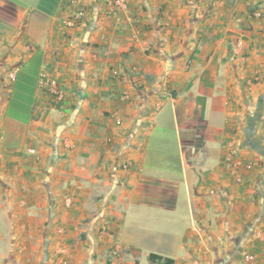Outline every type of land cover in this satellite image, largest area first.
Listing matches in <instances>:
<instances>
[{"label": "crops", "instance_id": "obj_1", "mask_svg": "<svg viewBox=\"0 0 264 264\" xmlns=\"http://www.w3.org/2000/svg\"><path fill=\"white\" fill-rule=\"evenodd\" d=\"M111 1L0 0V264H264V0Z\"/></svg>", "mask_w": 264, "mask_h": 264}, {"label": "built area", "instance_id": "obj_2", "mask_svg": "<svg viewBox=\"0 0 264 264\" xmlns=\"http://www.w3.org/2000/svg\"><path fill=\"white\" fill-rule=\"evenodd\" d=\"M129 8L128 0H112L111 1V10L110 13L113 11L122 13ZM257 16H261V11L258 10L256 12ZM86 17V13L83 9L76 11L70 18L69 22L71 26H77L84 21ZM244 50V43L238 42L235 46L234 52L241 53ZM111 73L113 76L117 77L120 75V70L118 68H112ZM10 78L15 80L16 74L15 72L10 73ZM40 88L49 96L57 100V102L63 101L66 96L65 89L61 84L58 78L52 76L43 75L39 82ZM123 98H128L127 95H123ZM30 152L34 153V149H29ZM248 169L253 168L252 164L246 165ZM71 199L66 200V206H71ZM237 264H257L256 257L253 254L246 253L243 255V258Z\"/></svg>", "mask_w": 264, "mask_h": 264}, {"label": "rangeland", "instance_id": "obj_3", "mask_svg": "<svg viewBox=\"0 0 264 264\" xmlns=\"http://www.w3.org/2000/svg\"><path fill=\"white\" fill-rule=\"evenodd\" d=\"M80 9H82V8H78L76 11H78V10H80ZM84 10V9H83ZM85 11V10H84ZM86 13V12H85ZM86 18V17H85ZM85 18H84V20H85ZM20 68H18V67H16V66H12V67H10L9 69H8V71H7V81H6V83L7 84H11L13 87H14V85L16 84V83H18V81L20 80ZM11 72H15V74H16V78H15V80H13V79H11L10 78V73ZM33 80V78H32V76L29 78V82H31ZM21 96V95H20ZM1 99V98H0ZM26 103L28 104V102H26V101H24V100H18V99H15L13 102H12V104H11V106L9 107V112H8V108L6 109V112H7V114L6 113H4L3 114V116L2 117H0V120H1V122H3L4 120L6 121V122H8L10 125H12L13 123H14V120H17V118H16V116L15 115H17V113L22 109V108H27V107H25L26 106ZM24 110V109H23ZM23 110H21V112L23 111ZM15 141V143H17V144H15L14 142H12V140L10 141V140H7V142L9 143V145H11V144H13V145H15V147H16V145H24L23 143H20V141L19 140H14ZM32 146V145H31ZM25 149L27 150V152L29 153V151H28V148L30 147L29 146V144L27 145V144H25Z\"/></svg>", "mask_w": 264, "mask_h": 264}, {"label": "trees", "instance_id": "obj_4", "mask_svg": "<svg viewBox=\"0 0 264 264\" xmlns=\"http://www.w3.org/2000/svg\"><path fill=\"white\" fill-rule=\"evenodd\" d=\"M150 260L161 264H174L173 259L155 253L150 254Z\"/></svg>", "mask_w": 264, "mask_h": 264}]
</instances>
